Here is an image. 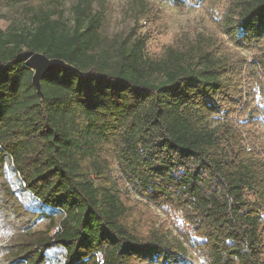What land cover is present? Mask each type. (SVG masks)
Returning <instances> with one entry per match:
<instances>
[{"label": "trees", "instance_id": "1", "mask_svg": "<svg viewBox=\"0 0 264 264\" xmlns=\"http://www.w3.org/2000/svg\"><path fill=\"white\" fill-rule=\"evenodd\" d=\"M59 1L31 3L28 29L0 30V239L11 240L8 223L18 228L10 248L26 264H43L52 250L60 264H185L162 228L129 221L133 210L105 178L109 154L151 205L182 214L204 264H264V142L253 131L264 124V94L257 106L239 94V63L213 51L193 60L170 49L153 63L147 36L111 66L93 53L105 14L80 0L69 28L43 8ZM170 1L180 10L196 3ZM215 22L234 44L253 47L264 39V0H228ZM33 53L78 71L48 73L41 96L26 65ZM155 74L164 80L151 82ZM9 161L41 207L63 212L59 224L50 215L46 232H25L42 214L20 202Z\"/></svg>", "mask_w": 264, "mask_h": 264}, {"label": "rangeland", "instance_id": "2", "mask_svg": "<svg viewBox=\"0 0 264 264\" xmlns=\"http://www.w3.org/2000/svg\"><path fill=\"white\" fill-rule=\"evenodd\" d=\"M36 0H0V30L14 32L16 30L28 29L32 26L34 11L29 7ZM80 0H60L57 3L43 5L44 9L53 12L54 19H60L65 26H74L73 7ZM95 12L105 14L104 25L100 33V43L93 53L109 63L111 66L120 58V49L132 45L139 37H148L146 54L154 62L166 59L170 49L177 53L188 54L196 60L201 53L213 51L221 57L236 61L240 65L239 77L241 76V89L239 94H247L248 99L254 106L261 105L260 94H264V78L256 76L257 66L264 62V39L257 45L249 48L234 44L231 39L221 32L215 17H221L226 13L228 0H205L196 3L189 1L182 10L177 8L170 0H91ZM258 70V69H257ZM261 77L264 68L259 69ZM239 81L237 77H234ZM164 78L161 75H152L150 81L160 83ZM263 90V91H262ZM238 94V91L237 93ZM220 124V120L211 122V127ZM253 131L258 135L257 142H264V124H259ZM105 158V156H104ZM109 167L106 169L105 178L108 184L119 188L121 196L133 210L129 221L134 228L151 226L162 228L165 236L162 237L166 246L175 248L185 264H204L198 258L195 251L189 247L185 239L187 228L181 218L180 212L165 213L163 210L151 205L125 181L121 168L113 156L107 155ZM6 178L12 184L13 189L22 205L32 211L39 212L42 216L35 219L25 232H38L48 230L50 218L53 215L59 224L63 218V212L51 211L41 207L32 198L31 194L24 190L22 181L17 172L13 170L9 161L6 167ZM14 222H20V216ZM181 223L182 225H180ZM264 231V219L262 220ZM7 228L13 230L11 240L9 237L0 239V252L3 246L8 245L0 253V264H26L21 263L17 256V249L10 248L19 242L18 228L13 229L11 223ZM12 232V231H11ZM9 236H10V232ZM17 258H14L16 257ZM43 264H60V256L56 250L45 255ZM48 260V261H47ZM155 264V263H154Z\"/></svg>", "mask_w": 264, "mask_h": 264}, {"label": "water", "instance_id": "3", "mask_svg": "<svg viewBox=\"0 0 264 264\" xmlns=\"http://www.w3.org/2000/svg\"><path fill=\"white\" fill-rule=\"evenodd\" d=\"M26 65L31 68L34 72L33 85L41 96V81L48 73H51L58 68L73 72L78 71L73 66L67 64L63 60L49 59L47 56L41 53H33L28 56L26 60Z\"/></svg>", "mask_w": 264, "mask_h": 264}, {"label": "built area", "instance_id": "4", "mask_svg": "<svg viewBox=\"0 0 264 264\" xmlns=\"http://www.w3.org/2000/svg\"><path fill=\"white\" fill-rule=\"evenodd\" d=\"M246 148H247L248 151H251L252 150V146H250L248 144H246Z\"/></svg>", "mask_w": 264, "mask_h": 264}]
</instances>
